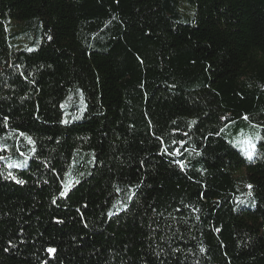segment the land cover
<instances>
[{"label": "trees", "instance_id": "trees-1", "mask_svg": "<svg viewBox=\"0 0 264 264\" xmlns=\"http://www.w3.org/2000/svg\"><path fill=\"white\" fill-rule=\"evenodd\" d=\"M0 157V264H264V0H0Z\"/></svg>", "mask_w": 264, "mask_h": 264}, {"label": "rangeland", "instance_id": "rangeland-1", "mask_svg": "<svg viewBox=\"0 0 264 264\" xmlns=\"http://www.w3.org/2000/svg\"><path fill=\"white\" fill-rule=\"evenodd\" d=\"M182 10L186 13H192V9L190 7L187 6V4H185L184 2H182ZM13 26V32H15L17 35H19L18 38V49H22L24 47H28L29 46V41H28V37L25 35V33L23 32V29L17 24H12ZM11 45L14 47L16 41L15 40H11ZM73 102H77L79 105H83L84 104V100L82 98L81 95H77L76 98H72L70 99L66 105L65 103L62 104V109L64 110V120L70 121V117L69 115H72L73 117L76 116L75 113L71 112V107H72V103ZM68 110V112H67ZM27 144L31 145V143H29V140H27ZM7 155H9V151H7Z\"/></svg>", "mask_w": 264, "mask_h": 264}, {"label": "snow or ice", "instance_id": "snow-or-ice-1", "mask_svg": "<svg viewBox=\"0 0 264 264\" xmlns=\"http://www.w3.org/2000/svg\"><path fill=\"white\" fill-rule=\"evenodd\" d=\"M79 117H73V119H78ZM64 123H67L68 121L67 120H64L63 121ZM193 123H195V121H193ZM21 135H23V133H21ZM28 140H29V143H33L34 144V141H32V139H31V137H28ZM245 143H247V144H251V141H245ZM252 147H254V145H252ZM33 151H34V149H33ZM172 155H176V154H178V150L176 151V152H174V153H171ZM248 156H249V158H251V156H252V153H251V151H249L248 152ZM0 159H3V157H0ZM177 163H179L180 164V166H181V168H183L185 165H184V163L183 162H181V161H177ZM13 165H9V167H12ZM16 167H23V162H21L20 164H17V165H15ZM9 175H11V173H9ZM13 179H16V177H12ZM17 182L18 183H20V184H23V183H25V181H23V180H17ZM249 187H251V186H249ZM67 190V188L65 189V191ZM65 191H61L60 192V196H64L65 195ZM54 204L56 203V199L54 198L53 199V201H52ZM58 222H60V223H62V221H58ZM48 251L49 252H55V249H52V248H50V249H48Z\"/></svg>", "mask_w": 264, "mask_h": 264}]
</instances>
